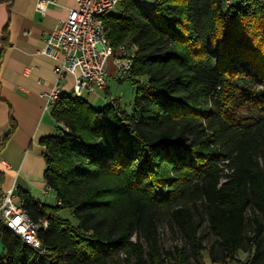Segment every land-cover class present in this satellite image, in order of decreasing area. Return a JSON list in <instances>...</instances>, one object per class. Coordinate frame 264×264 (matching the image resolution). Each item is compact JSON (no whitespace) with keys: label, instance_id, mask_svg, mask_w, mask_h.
<instances>
[{"label":"trees","instance_id":"trees-1","mask_svg":"<svg viewBox=\"0 0 264 264\" xmlns=\"http://www.w3.org/2000/svg\"><path fill=\"white\" fill-rule=\"evenodd\" d=\"M118 8L104 21L114 45H139L133 110L73 92L55 104L59 132L42 143L58 202L20 192L33 220L49 219L51 255L0 222V264H205V219L213 263L264 264V0ZM162 222L183 245L163 247Z\"/></svg>","mask_w":264,"mask_h":264},{"label":"crops","instance_id":"crops-1","mask_svg":"<svg viewBox=\"0 0 264 264\" xmlns=\"http://www.w3.org/2000/svg\"><path fill=\"white\" fill-rule=\"evenodd\" d=\"M39 1L45 11L39 9ZM75 4L76 0H0V143L5 141L0 152V200L14 188L20 197V192H27L40 204L58 202L54 190L46 192V147L42 143L43 138L59 132L52 111L46 108V94L57 84L54 68L58 61L42 50L49 33ZM73 84L71 74L59 82L68 93ZM108 89H97L83 98L103 108L97 105L104 97L109 100ZM13 124L14 131L7 138ZM4 254L0 238V258ZM205 264L238 263H213L208 257Z\"/></svg>","mask_w":264,"mask_h":264},{"label":"built area","instance_id":"built-area-1","mask_svg":"<svg viewBox=\"0 0 264 264\" xmlns=\"http://www.w3.org/2000/svg\"><path fill=\"white\" fill-rule=\"evenodd\" d=\"M122 1L76 0L68 16L49 33L42 52L58 63L54 68L57 84L46 94L48 110L52 111L55 104L68 93L59 86L67 74L74 77L72 92L78 96L107 89L110 65H113L114 74L120 80L133 76L139 45L133 42L114 45L107 36L104 21V16L113 12ZM138 1L145 5L154 2ZM38 7L43 11L46 9L43 1H39ZM50 190L51 187L47 185L46 192ZM0 222L39 256L48 258L51 255L50 248L43 244L39 236L42 229L48 228L49 219L33 220L14 188L2 195Z\"/></svg>","mask_w":264,"mask_h":264},{"label":"rangeland","instance_id":"rangeland-1","mask_svg":"<svg viewBox=\"0 0 264 264\" xmlns=\"http://www.w3.org/2000/svg\"><path fill=\"white\" fill-rule=\"evenodd\" d=\"M156 0H154L153 3H155ZM228 4V1H227ZM113 12L118 13L119 8L116 7ZM108 70L110 71L111 76L108 77V92L107 96L109 97V100H107L105 97L103 98V103L100 105H97V107H104L107 104H114V105H120L123 109H125L128 112H132L134 107V99L136 94V88L137 85L129 80H120L119 77H116L113 75V68L112 65L109 66ZM137 80L140 84L147 83L148 79L146 76L138 77ZM86 96V95H85ZM113 100V101H112ZM90 99V103H91ZM92 104V103H91ZM52 205H56L57 203H51ZM62 215L64 218L70 220L72 224L78 225V220L74 217L73 212L71 209H64L62 210ZM160 231H161V241L163 244V247L165 249L173 248L175 245H183L184 240L183 238L177 234L174 233L171 229L168 223L162 222L160 224ZM201 234L205 236L204 238V245L205 249L203 251L205 258L209 257V250L211 247V244L215 241L216 237L211 233L208 225L207 219L203 221V224L200 229ZM136 238V237H134ZM246 252L239 251L240 257H245Z\"/></svg>","mask_w":264,"mask_h":264}]
</instances>
